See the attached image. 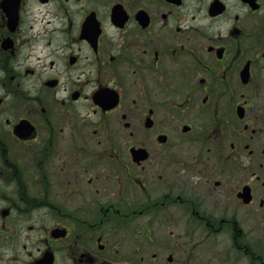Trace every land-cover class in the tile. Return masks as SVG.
Masks as SVG:
<instances>
[{
    "label": "flooded vegetation",
    "instance_id": "flooded-vegetation-1",
    "mask_svg": "<svg viewBox=\"0 0 264 264\" xmlns=\"http://www.w3.org/2000/svg\"><path fill=\"white\" fill-rule=\"evenodd\" d=\"M0 264H264V0H0Z\"/></svg>",
    "mask_w": 264,
    "mask_h": 264
}]
</instances>
